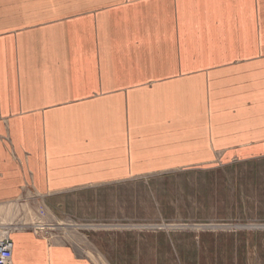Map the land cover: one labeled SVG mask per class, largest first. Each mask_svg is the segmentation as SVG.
<instances>
[{"label": "crops", "instance_id": "1", "mask_svg": "<svg viewBox=\"0 0 264 264\" xmlns=\"http://www.w3.org/2000/svg\"><path fill=\"white\" fill-rule=\"evenodd\" d=\"M260 162L264 0H0V203ZM10 239L12 264H91Z\"/></svg>", "mask_w": 264, "mask_h": 264}, {"label": "rangeland", "instance_id": "2", "mask_svg": "<svg viewBox=\"0 0 264 264\" xmlns=\"http://www.w3.org/2000/svg\"><path fill=\"white\" fill-rule=\"evenodd\" d=\"M253 173L264 175V162L170 171L46 198L27 192L0 203V237L21 228L72 245L91 264H264V217L254 214L264 201L252 198Z\"/></svg>", "mask_w": 264, "mask_h": 264}, {"label": "built area", "instance_id": "3", "mask_svg": "<svg viewBox=\"0 0 264 264\" xmlns=\"http://www.w3.org/2000/svg\"><path fill=\"white\" fill-rule=\"evenodd\" d=\"M13 244L9 236L0 237V264H12Z\"/></svg>", "mask_w": 264, "mask_h": 264}, {"label": "bare ground", "instance_id": "4", "mask_svg": "<svg viewBox=\"0 0 264 264\" xmlns=\"http://www.w3.org/2000/svg\"><path fill=\"white\" fill-rule=\"evenodd\" d=\"M5 235H7V234H5Z\"/></svg>", "mask_w": 264, "mask_h": 264}]
</instances>
